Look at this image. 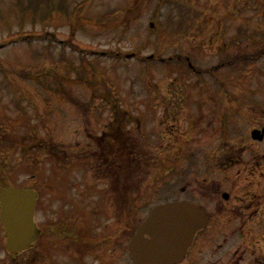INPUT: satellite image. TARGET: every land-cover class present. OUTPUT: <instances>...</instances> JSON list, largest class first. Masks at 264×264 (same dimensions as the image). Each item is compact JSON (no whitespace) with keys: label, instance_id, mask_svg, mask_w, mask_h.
I'll return each mask as SVG.
<instances>
[{"label":"rangeland","instance_id":"374dc122","mask_svg":"<svg viewBox=\"0 0 264 264\" xmlns=\"http://www.w3.org/2000/svg\"><path fill=\"white\" fill-rule=\"evenodd\" d=\"M259 123L264 0H0V174L42 194L51 225L103 208L101 264H132L134 229L159 204L208 209L213 182L246 176L263 192ZM223 224L182 264H264V221ZM3 233L0 264H26Z\"/></svg>","mask_w":264,"mask_h":264},{"label":"flooded vegetation","instance_id":"af4514ba","mask_svg":"<svg viewBox=\"0 0 264 264\" xmlns=\"http://www.w3.org/2000/svg\"><path fill=\"white\" fill-rule=\"evenodd\" d=\"M260 125L261 123L255 126L254 129H252V131L250 132V137L251 139H253V141H251L253 146H256L257 144H264V126ZM254 137H262V139L256 140ZM257 160H259L258 157H253L255 169H258L257 166L260 162H257ZM248 162L249 161L243 163L242 159L233 158L229 165L230 167L235 169L236 165H238L239 167L246 166ZM260 168L261 170L263 169L262 164H260ZM241 174H243V170L238 169L237 177L239 179L242 178ZM234 180V178H229L227 179L226 183H223L226 188H230V193L227 191L222 192L221 187L223 185L221 186V183L218 184L217 182H213V184L211 185L210 194H208V200L206 196L203 197L208 201L207 206L210 208L206 209L209 214V222L205 229L209 228L211 224L214 223L220 224L222 226V222H225L223 226H232L235 225L234 222H237V225L239 224L238 227H241L243 225V227L245 228L250 227V229H252V227L256 225V223L260 224L262 221H264V219L260 221L257 219L258 216H260V218L264 216V191L261 193H253L252 190L247 189L246 187H248V184L253 183L247 176L245 183ZM256 183L259 185L258 187L262 186L261 182L256 181ZM7 186L16 187L12 183H9V178H7L6 175L0 174V192ZM262 187L264 188V185ZM17 188L26 187L17 186ZM36 192L37 198L35 219H37L38 221H35L39 230V236L30 249L17 256H20L23 262L26 264L30 262L31 257L34 255L33 252L36 253V256L37 254L39 255L40 262L38 261V258H36V264H68L67 261H69L70 264H92L91 260L99 262V264H101V261H103V223H93L92 217L93 215L95 216V218L100 215L103 216V208L101 211L91 210V217L85 214L89 223H85L77 227L74 220L76 207L72 206L71 208V206H69L68 213L63 212V214H68V216L72 214V217H68V222L64 224L51 225L47 223L48 221H45L44 218L45 206L42 194L38 190H36ZM102 196L103 192L101 191V197ZM183 200L197 203L192 197L185 198L179 201ZM211 210H214L215 212H211ZM215 213L216 216L214 217L213 214ZM223 213H228L226 219L223 218ZM142 220L143 219L139 220L137 227L134 229V232L137 228H139ZM91 224H94V226H92ZM199 233L196 235L194 242L189 248L182 263L188 260L190 257L194 259V256L196 257L201 254L203 243L200 242L198 238ZM3 236L6 241L4 233ZM92 252H95L96 254L92 255ZM8 256L9 258L16 257L11 256L10 253H8ZM46 258H48L49 262L45 263ZM66 258L69 259L67 260Z\"/></svg>","mask_w":264,"mask_h":264},{"label":"water","instance_id":"95a60500","mask_svg":"<svg viewBox=\"0 0 264 264\" xmlns=\"http://www.w3.org/2000/svg\"><path fill=\"white\" fill-rule=\"evenodd\" d=\"M36 196L33 190L16 188L0 194L6 248L13 254L30 248L39 236L34 223ZM207 222L208 214L198 204L182 201L156 206L129 244L133 264H179Z\"/></svg>","mask_w":264,"mask_h":264},{"label":"trees","instance_id":"16d2710c","mask_svg":"<svg viewBox=\"0 0 264 264\" xmlns=\"http://www.w3.org/2000/svg\"><path fill=\"white\" fill-rule=\"evenodd\" d=\"M53 8H55V7H53ZM53 8H52V9H53ZM59 8H60V10H63V8L61 9V7H56V8H55V11H58ZM45 18H46V17H45Z\"/></svg>","mask_w":264,"mask_h":264}]
</instances>
